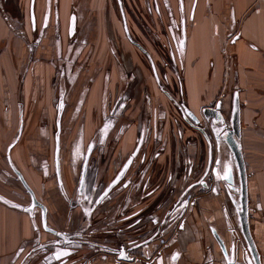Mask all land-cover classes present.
<instances>
[{"label": "crops", "instance_id": "1", "mask_svg": "<svg viewBox=\"0 0 264 264\" xmlns=\"http://www.w3.org/2000/svg\"><path fill=\"white\" fill-rule=\"evenodd\" d=\"M190 1L188 0V2ZM211 1L212 5L210 6ZM25 2L27 8L25 6L24 18L22 17L24 21L19 19L20 24L24 25L21 29L12 24V18L8 17L5 8L7 6L4 5L3 0H0V151L8 143L11 146L13 145L11 142L17 141L10 152L14 164L20 170H23L26 167L25 161L28 162L27 169L25 168L24 172L29 177L30 186L35 192H39V200L47 208L49 222L53 225H62L58 219L60 218L63 222L68 220L70 206L67 198L63 197L56 179L51 175L55 138L53 132L54 117L51 109L53 87L48 79L55 74V71L52 74L55 65L50 63L52 52L48 50L49 42L57 39L59 45V51L57 50V52L67 57L68 47L66 48V46H68L69 38L75 40L76 44L79 41L77 34L80 36V32L74 34L75 28L79 26V30L84 27V29L92 31L91 35H83L81 41L87 42V39L90 41L89 38L99 41L97 43L99 49L93 51L90 49L86 51L88 54L92 51L95 57L100 56L99 60L101 61L103 58L102 53L108 52L110 47L108 48V43H105L106 31L101 30L100 25H98L99 27L96 26V32V27L91 25L95 24V16L92 17L91 13L89 15L90 9L84 4L87 0L86 2L84 0V3L80 6L83 11L77 9L74 11V7H70L68 1L65 0H62V4H56L57 0L55 2L54 0H25ZM188 2L186 1V9ZM99 3L100 1L98 2V9L103 7ZM211 7L216 9V14H213L212 17L207 13L208 10L211 12ZM32 8L35 15L34 27L31 21ZM55 9H58L59 12ZM184 9H181L182 13L185 12ZM190 17V21L201 23L198 30L204 28L203 34H198V36L191 27L189 30L186 29L185 48L188 50V47L191 46L188 55L197 57L194 64H191L188 68H183L182 85L185 93L188 94L187 101L191 109L197 113L199 112L197 103L205 99L202 94L207 90L210 98L216 94L210 90L213 85L210 82L220 84L224 73L225 78L221 85L227 89L232 86L244 87L246 88L245 92H248L247 97H245L237 89L241 104L242 136L240 143L248 175L250 227L261 254L262 264H264V134L261 130L262 123H264V0H193L190 7ZM101 19L103 20V18ZM73 20L75 28L72 31L71 23ZM98 21L97 18L96 22L98 23ZM221 24L227 28V31L225 30L226 32L223 34L219 33L217 27ZM41 27H46L47 33L44 38H41L40 43ZM57 31L59 36H55ZM32 32H38V39L35 42H32L31 39ZM48 33L50 36L47 37ZM234 34H239L236 43L230 42ZM196 39L199 41V46L195 44ZM193 46L199 48V54L192 53L197 52ZM78 50L70 51L72 57H69L67 62L73 67L76 63V73L83 72L84 76L90 72L91 67L85 69V65L84 68L82 65L78 69L81 59H77L81 51L78 52ZM110 53L111 58L109 57L108 62L111 64V59L115 55H112L111 49ZM186 55L185 52L184 56ZM230 56L235 58L237 68L235 71L229 64L227 57ZM81 62L85 63V59H81ZM93 64H96V68H94V76L91 75L93 76L92 86H89L87 93L84 94L81 111L75 117H73L71 111H65L62 117V135L64 138L61 145L64 165H61V168L63 167V174L65 172L69 175V164L71 162L77 167L76 160H78V151L81 144L80 138L76 140V137L78 135L81 138L88 137L94 133V129L99 124V122L94 123V119L90 117L98 108V103H104V100L102 101L99 97L101 91L98 89V78L101 75V69L95 61ZM226 69L229 70L226 71ZM115 73L116 71H114ZM230 73H232L231 79L234 78V74L236 76L237 81L233 79L236 81L234 85L228 83ZM73 77L77 79L78 76ZM39 78H42L41 81ZM244 81L246 84L243 85ZM101 82L104 85V81ZM237 82L239 83L237 84ZM76 85L74 88L76 95H78L80 88L83 86L80 79ZM102 93L106 95L104 90ZM246 98H250V100H246ZM258 106H260L262 112H258ZM40 108L44 116L39 115ZM40 118H46L48 125L45 128L40 123L36 125L37 120ZM29 120L32 122L29 123ZM32 136L33 138H31ZM39 136H41L40 140ZM9 148L8 146L7 149ZM32 157L37 158L38 161L32 159ZM32 166L35 167V173H33L35 180L28 170ZM1 167L3 168L2 165ZM68 182L70 186L66 183L65 190L73 197L75 193L74 179L72 180L69 176ZM207 196L208 198L205 197L207 200L203 201L198 209L209 214L208 224L221 234L226 250L230 253L231 240L228 234V217L226 208L220 203L224 196ZM72 197L70 200H72ZM9 204L0 198V264H21L22 258L18 255L19 251L20 249L28 250V246L25 245L35 237L36 228L40 229V214L37 211V215L32 217L29 212L20 211L16 207L13 208L14 204ZM198 213L199 211L195 209V214ZM54 215L57 217L56 220L53 218ZM198 219L199 216H196L195 225L199 224ZM196 231L198 235L194 237L193 244H189L191 240L189 233L181 235L179 248L187 258L181 259L177 264H204L203 254L207 253L206 246H210L212 249L217 248L213 239L209 240L207 238V234L205 237L206 243L202 246L200 244L202 231L198 228ZM105 253L107 252H98L89 264H146L142 259L135 260V258L133 261H125L119 260L114 254ZM212 253L211 251V256ZM151 264H155V262Z\"/></svg>", "mask_w": 264, "mask_h": 264}, {"label": "flooded vegetation", "instance_id": "2", "mask_svg": "<svg viewBox=\"0 0 264 264\" xmlns=\"http://www.w3.org/2000/svg\"><path fill=\"white\" fill-rule=\"evenodd\" d=\"M117 3L120 17L123 20L124 14L126 19L122 1L117 0ZM184 24L182 19V41L186 33ZM73 25L74 20L71 28ZM128 33L130 35L129 30ZM130 41L135 45V42ZM136 44L140 45L137 50L148 56L155 82L168 98L169 105L166 107L161 101L154 105L146 92L144 96V90V102L135 99L132 83L139 82L141 76L132 71H124L121 83H117L115 97L110 95L112 99L108 103L107 127H96L92 136L76 137V140L80 138L81 145L76 160L77 167L73 162L69 164V176L75 182V193L70 200L71 197H68L65 190L63 167L61 168V143L64 138L62 114L66 110V104L63 96L60 97L56 106L57 125L54 133L55 149L56 138L60 145V177L57 176L55 149L51 175L60 186L63 197L68 199L70 213L66 222L58 219L62 225H53L49 222L47 212V226L51 231L44 230L41 221V230L36 228L35 237L25 245L28 250L19 251L21 264H89L101 251L117 257L124 251L131 261L135 258L142 259L146 264H177L181 259L187 258L179 248L181 235L189 233V244H193L194 237L198 235L197 228L202 231V246L206 243V234L217 246L216 249L206 246L204 264H247L237 216L241 185L234 155L225 141L229 125L221 120V108L216 105L212 108L219 112V124L214 136L216 140L213 142L204 122L206 119L202 112L205 108L198 113L189 109L183 93L182 79L179 87L183 97L176 95L174 88L171 92L167 90L161 83L147 50L140 43ZM182 44L183 49L185 41ZM159 68L164 71L166 68L176 70L177 67L174 59H165V63L160 64ZM105 97H108V93ZM132 100L135 101V107ZM137 101H141V107H138L136 115H132L135 117H132L127 112L129 108L138 106ZM166 122L173 128L172 140L170 136H165ZM126 132L130 133V138L125 135ZM102 136L109 140L107 149L104 146L99 148L98 140L102 141ZM16 142L11 143L13 145L9 148L6 159L18 178L17 173L24 178L21 170L14 165L10 153ZM169 147L171 158L161 160ZM117 149L120 151L116 153ZM224 176L228 179L222 178ZM33 192L41 202L36 192ZM207 195L225 196V201L223 198L220 202L222 206L228 207L231 204L226 214L228 220L234 221V226L229 225L231 243L227 256L218 241H222L226 250L224 239L208 224L209 214L198 209L207 200ZM31 205L30 200L27 207L18 206L32 217L39 211L41 220V209H31ZM195 209L199 211L197 215ZM196 216H199V224L195 225ZM43 233L49 237L43 239Z\"/></svg>", "mask_w": 264, "mask_h": 264}, {"label": "rangeland", "instance_id": "3", "mask_svg": "<svg viewBox=\"0 0 264 264\" xmlns=\"http://www.w3.org/2000/svg\"><path fill=\"white\" fill-rule=\"evenodd\" d=\"M3 1H4V5L7 6L5 8L7 9L6 11H7L8 17L10 19L12 18V21H13L12 24L15 27L17 26V28L22 29V26L24 27V25L20 24L21 22H19V19L24 21V19H22V17L24 18L25 9L27 8V4H26L25 0H3ZM65 1H68V5L70 7L71 6L74 7V11L76 9L78 11H80V10L83 11L80 6L82 3H84V0H65ZM99 1H100L99 4L103 6V7H100V9H98V2ZM121 1L124 5L126 20H127V27H128L129 32H130L131 39H129L127 37V35L124 31V24H123L122 18L120 17V13H119L120 9L118 8L117 0H87V2L85 0L86 3H84V4H86L90 9L89 15L91 13L92 17L95 16V20H94L95 24H91V25L95 26V27L100 25V27L99 26L98 27L101 30L104 29V31H106L105 43L106 44L108 43L107 44V45H109L108 48L109 47L110 48H109L108 52L102 53L103 58L101 61L99 60L100 59L99 55L97 57H95L94 53H92V51L94 49H96V50L99 49L98 45H97V43L99 41L98 40L96 41V39L92 40L90 38H89L90 41H88V39H87V42L81 41V38L83 37V35H91L92 34V31H89L88 29H84V27L79 30L80 27L77 26L74 30L75 31L74 34L75 33L77 34V32H80V36H79V34H77L79 37V41L77 44H76L75 40L69 38L68 46H66V48L68 47L67 52H66L67 57L62 56V55H60V53L57 52V50L59 51V49H58L59 45H58L57 39H56V41L51 40L49 42L50 46H48V50H50L52 52V55H51L52 59L50 60V63H53L55 65V68L52 70V74H54V71H55V74L53 76L51 75L50 79H48V81H50V83L53 87V89H52L53 102L51 105V109H52V113H53V117H54V123H53V127H54L53 132L54 133H55L56 125H57L56 124V121H57V119H56L57 118L56 106H57L58 101H59L61 96H63V100H65V104H66V110L65 111H67V112L71 111L73 113V117L76 116L75 113L81 111V106H82L83 100H84L83 99L84 94L87 91V89L89 88V86H92L91 80L94 76V72H95L94 68H96V64L92 65V63H94V61L97 63V65L101 69L100 70L101 75L98 78L99 79L98 80V86H99L98 89H100V91H101L99 97L101 98L102 101L104 100V102H105V103L101 102V104L98 103V108L96 109L95 113H93L92 116H90L94 119V123L99 122L97 128L100 126L104 127V125H105V127H107V121H108L107 110L109 108L108 103L112 99V97L110 95L113 94V97H115L117 86H118L117 83L118 84L121 83V77L123 78L124 71H126V72L132 71V73H135L137 76H139V75L141 76V80H142V81L140 80L141 83H140V81L139 82L136 81V82L132 83V87L135 91V96H136L135 99H137V100L140 99V100H142V103H143L144 102L143 101V90H144V96L146 95L145 94V92H146L148 97H151L152 102L154 101V105L158 101H161L162 103H164L166 107L169 105L170 102H169L168 98L165 96V94L161 91V89L158 87L157 83L155 82V78H154L153 73L149 67L150 64H149V60L147 58L148 56L145 53L143 54V52L138 51L137 46L134 45L130 40H132L135 43H140L145 48V50H147L149 56L153 60V64H155V66H156L155 68L157 70L158 75L160 76V81H162L161 83H163V86L167 90H169L170 92L174 88V90L176 92L175 94L176 95L180 94L181 97H183L182 93L180 92V87H179L180 79H182V81H183V68L184 69H185V67L188 68L191 64H194L197 57H193L191 55H188L189 48L191 46L188 47V50L185 47L183 49L181 47L182 46V33H181L182 32L181 31L182 19L184 18L183 20L185 21V24H184L185 31H186V29L189 30V28L191 27L192 29H194V32L197 33V34L196 33L195 34L198 36V34H203V30H204V28H201L200 30H198L201 27V23H196V22L194 23L193 20L190 21V19H191L190 7L193 4V0H191L190 2H188V0H184V2H182L183 0L182 1H180V0H121ZM186 1L188 2L187 9H186ZM54 2H55V0H54ZM181 2L183 3V5L181 4ZM27 3H28V1H27ZM59 3L62 4V0H57L56 4H59ZM113 3H114V5H113ZM211 5H212V1H211L210 6ZM25 6H26V8H25ZM182 8H185L184 10L186 12V15H185V12L182 13V10H181ZM208 9H209V7H208ZM55 11H58V9H55ZM211 12L208 10L207 13L209 16L212 17L213 14H216V9H213L211 7ZM97 18L99 19L98 23L96 22ZM101 18H103V20ZM25 26H26V24H25ZM217 27L219 28L218 30H219V33H221V34H223L227 31V28L223 24H221L220 26L217 25ZM195 30H198V31H195ZM40 32H41V36H40V43H41V41H42L41 38H44V35L47 33V28L43 27L40 30ZM96 32H97V27H96ZM94 33H95V31H94ZM48 35L50 36L49 33L47 34V37H48ZM56 35L59 36L58 31L55 34V36ZM186 38L187 37H186V33H185V42H186ZM238 38H239V34H236V35L234 34L231 37L230 42L236 43ZM31 39H32V42H35V40L38 39V32H32L31 33ZM195 44H198V46H199L198 39L195 40ZM193 48H194V46H193ZM71 49L72 50H75V49L81 50L80 51L81 55L79 54L77 56V59H80V58L85 59V63L81 62V59H80L78 69H80L82 65H83V68L85 65V69H87L88 67H91L90 72L86 73V75L83 76V72L82 73H76V71H75L76 63L73 67L67 62L68 61L67 59L69 57H72L70 55V51L72 52ZM90 49L92 51L90 52V54H88L86 51H88ZM110 49L112 51V55L113 54L115 55L111 59V61H112L111 64H110V62H108V60H110L109 57L111 56L110 55L111 54ZM79 50H78V52H79ZM106 50H107V48L105 49V51ZM194 50L195 51L197 50V52H192L193 54L194 53H196V54L200 53L199 48L197 46H196V48H194ZM185 52L187 54L186 56H184ZM63 55H64V53H63ZM227 58H228L230 67L233 68L234 71L237 70L236 64H235V58L231 57V56L227 57ZM165 59L166 60L168 59L169 61L174 59L175 66L177 67L176 70H174V69L172 70L171 68H166L164 71H161V68H159V66H160V64L165 63ZM225 60H226V58H225ZM45 67H47V66L45 65ZM227 70H229V69H226V71ZM114 71H116V73H115L116 75L114 74ZM75 75L78 76L77 79L73 77ZM91 75H93V76H91ZM41 76H42V74H41ZM41 76H39V77H41ZM231 77H232V73H230L228 83L230 85L236 84L237 79H236L235 74H234L233 79L234 80L236 79V81L231 79ZM114 78H115V82H114ZM224 78H225V73L221 77L220 84L218 82H216V83L210 82L211 84L214 85V86L213 85L211 86L210 90H212V92H215L216 94L210 98L209 97V91L207 90L206 92H204L202 94V97L204 96L205 99L201 102H198L197 107H198L199 112L202 111L203 108H213L216 106L220 107L221 113H223V116L221 118H222L224 123L229 125V119H230V114H231V105H232V99H233L234 93L238 92L237 89H239V93L241 94V92H242L243 96L247 97L248 92H245L246 88L242 87L244 84H246L245 81L243 82V85L241 84L242 88H237V87L232 86L229 89H227L226 87L221 85L224 81ZM41 79L42 78H39L40 81H41ZM79 79H80L81 83L83 84V86H82V88H80L79 94L76 95L74 87L77 86L76 84L79 81ZM101 81H104V85ZM105 81H106V86H105ZM238 83L239 82H237V84ZM163 86H161V84H160V87H163ZM137 89H139V91H137ZM103 90H104V93H108L107 98L104 97L105 94L102 93ZM139 93H140V95H139ZM183 93H184V97L187 100L188 94H187V92L185 93L184 89H183ZM180 95H178V96H180ZM158 98H160V99H158ZM246 100H250V98H246ZM137 102H138V106L136 108H132V109L129 108L130 110L128 109L129 112H127V114H129L130 116L136 115V110L138 111V107H141V101H137ZM132 103H133L132 104L133 107H135L134 106L135 105L134 100H132ZM158 103H160V102H158ZM187 105H188L189 109L192 110L191 107L189 106L188 101H187ZM20 106H22V104H20ZM105 106H107V107L105 108ZM74 107L76 109H74ZM257 110H258V112H262V109L260 108V106H258ZM39 115L44 116L41 108H40V114ZM63 115H64V113L62 114V117H63ZM259 116H260V114H259ZM132 117H135V116H132ZM41 119L42 118L38 119L37 122L35 121L36 125H39V123H40V125H43V128H45L48 125L46 118H43L42 120ZM28 122L31 123L32 121L29 120ZM204 122L207 124L206 127L209 130V132L211 133L213 142H215L216 138H214V136L217 133V127H218L217 124H219V122H214V120H212V119H209V120L206 119ZM5 124H7V122H5ZM262 126L263 127L261 128V130L264 134V123H262ZM164 130H165V136H170V138L172 140L173 128L171 126H169L167 122L165 123ZM92 135H94V133L91 134L90 136H92ZM125 135L128 136V138H130L129 132H126ZM126 136H125V139H126ZM186 137H188L187 134H186ZM5 138H7V137H5ZM31 138H33V136ZM40 139H41V136H39V140ZM131 139H133L132 136H131ZM101 140L102 141L98 140V143L100 144L99 148H100V146L101 147L104 146V148L107 149V146L109 144L108 138L106 136L105 137L102 136ZM8 146L10 147V143L5 145L4 148L0 151V164L3 166V168H2L0 165V198L2 200L4 199L5 203L14 204L13 208L16 207L20 211H23L22 209L19 208L18 205L23 206V207H27L28 202L30 201V195L27 193V190L24 188V186L21 183V181L19 180L18 176L15 174L13 169L10 167L9 161L6 159V157L8 156L7 150H9V149H7ZM118 151H120V149H117L116 153ZM33 158L34 157H32V159ZM170 158H171V150L169 147L164 152L163 156L161 157V160H169ZM22 159H24V158L22 157ZM34 159H36V161H38L37 158H34ZM17 164H18V162H17ZM25 164H26V167H24V169L25 168L27 169L28 162L25 161ZM64 168H66V167L64 166ZM24 169L21 170V172L24 175L25 181L27 182L29 187L32 190H34L30 186L29 177H27L26 173L24 172ZM34 169H35V167L32 166L28 170L31 172L32 178L35 180V175H33V173H35ZM62 170H63V168H62ZM63 178H65V182L68 183V186H70V184L68 182V180H69L68 173L64 172ZM68 191H72V190H68ZM36 194L38 196L39 192H36ZM67 195H68V197H72V195L70 193H67ZM38 198H40V196H38ZM224 201H225V196H224ZM10 206H12V205H10ZM229 206L231 207L230 203H229L228 207L226 205L224 206L226 208V211H227V209L228 210L230 209ZM39 214H40V212H39ZM249 216L251 218L250 207H249ZM53 218L56 219V216L54 215ZM228 224L230 226H234V221L229 219ZM46 237H49V235L46 233H43L42 238L45 239ZM118 243H120V242H118ZM244 246H245V243H244Z\"/></svg>", "mask_w": 264, "mask_h": 264}, {"label": "water", "instance_id": "4", "mask_svg": "<svg viewBox=\"0 0 264 264\" xmlns=\"http://www.w3.org/2000/svg\"><path fill=\"white\" fill-rule=\"evenodd\" d=\"M181 1V0H180ZM182 4V2H181ZM123 17V24L125 27V31L127 33V37L131 39V36L128 33L127 29V22L124 17V14H122ZM31 21L32 25H35V15L33 8L31 9ZM74 28V25L73 27ZM185 38V33L183 35ZM185 39H183L182 42H184ZM135 45L140 48V45ZM183 47V44H182ZM203 116L209 120L212 119L214 122H219V117L217 116V109L212 108H205L203 110ZM222 120V119H221ZM223 121V120H222ZM242 136V127H241V105L239 100V95L237 92L234 93L233 99H232V105H231V114L229 119V127L226 134V144L231 149L232 154L234 155L236 166L238 169V175L240 179V185H241V194H240V201L239 205L237 206V216H238V226L241 231L244 243H245V253L246 257L248 259L247 264H262V258L261 254L259 252V249L257 247V244L254 240V237L252 235L251 227H250V216H249V197H248V175H247V167L242 151V146L240 143V139ZM11 147V146H10ZM55 163L57 168V176L60 177V145H59V139L56 138V149H55ZM19 175L20 181L23 184L24 188L28 191L30 195V200L32 202L31 209L34 207H39L41 209V221L42 226L44 230L51 231V229L47 226V208L45 205H43L41 202H39L33 190L29 187L23 176L21 174L17 173ZM220 245L222 246V250L224 255L227 256V250H225V247L220 239H218ZM129 255L125 253L124 251L121 252L118 259L119 260H125V261H131ZM246 259V260H247Z\"/></svg>", "mask_w": 264, "mask_h": 264}, {"label": "snow or ice", "instance_id": "5", "mask_svg": "<svg viewBox=\"0 0 264 264\" xmlns=\"http://www.w3.org/2000/svg\"><path fill=\"white\" fill-rule=\"evenodd\" d=\"M229 171H230V169H229ZM222 178H224V179H228V177H227V176H224V177H222Z\"/></svg>", "mask_w": 264, "mask_h": 264}]
</instances>
